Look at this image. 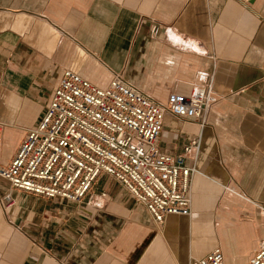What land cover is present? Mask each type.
I'll return each instance as SVG.
<instances>
[{
	"label": "crops",
	"instance_id": "0c3cea01",
	"mask_svg": "<svg viewBox=\"0 0 264 264\" xmlns=\"http://www.w3.org/2000/svg\"><path fill=\"white\" fill-rule=\"evenodd\" d=\"M65 70L103 88L118 74L161 103L211 87L205 128L166 115L159 139L181 155L202 133L191 216L158 226L108 175L81 203L0 178V264H189L216 248L248 264L264 239V0H0V167Z\"/></svg>",
	"mask_w": 264,
	"mask_h": 264
},
{
	"label": "built area",
	"instance_id": "2783aa9c",
	"mask_svg": "<svg viewBox=\"0 0 264 264\" xmlns=\"http://www.w3.org/2000/svg\"><path fill=\"white\" fill-rule=\"evenodd\" d=\"M214 103L210 86H196L189 96L172 93L161 103L118 74L103 88L65 70L37 126L12 162L0 167V178L13 190L81 203L101 176L108 175L147 209L158 226L169 216L190 217L202 133L181 155L162 152L159 139L166 115L204 129ZM2 142L0 124V150ZM5 200L6 208L14 203L10 195ZM259 207L264 213V205ZM189 264L225 261L216 248L202 258L191 257ZM248 264H264V239Z\"/></svg>",
	"mask_w": 264,
	"mask_h": 264
}]
</instances>
